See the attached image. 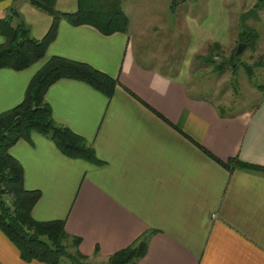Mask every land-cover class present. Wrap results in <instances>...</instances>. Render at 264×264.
Masks as SVG:
<instances>
[{"label": "crops", "instance_id": "1", "mask_svg": "<svg viewBox=\"0 0 264 264\" xmlns=\"http://www.w3.org/2000/svg\"><path fill=\"white\" fill-rule=\"evenodd\" d=\"M230 4L209 0L200 11L190 5L179 13L193 36L189 51L199 37H224ZM78 7V0L56 2L59 13ZM1 19L25 23L38 39L55 20L29 0H0ZM130 27L105 35L61 17L44 58L24 70L0 68V113L24 100L55 55L117 80L112 97L71 78L45 96L54 120L81 135L97 162L66 155L38 131L11 147L25 188L41 192L33 217L63 221L77 251L97 261L144 240L131 264H264V96L253 109L223 111L212 97L191 92L186 68L170 73L151 63ZM0 264L47 263L23 259L0 228Z\"/></svg>", "mask_w": 264, "mask_h": 264}, {"label": "trees", "instance_id": "2", "mask_svg": "<svg viewBox=\"0 0 264 264\" xmlns=\"http://www.w3.org/2000/svg\"><path fill=\"white\" fill-rule=\"evenodd\" d=\"M29 1L54 16L51 30L38 39L31 35L25 23L15 26L11 19H1L0 36L5 37V42L0 45V68L24 70L44 58L61 17L75 25H91L105 35L128 31L129 18L121 7V0H78L77 11L71 13H59L57 0ZM62 78L83 81L108 97L113 96L117 86L115 78L90 64L55 55L35 73L24 100L0 113V228L20 249L23 259L47 264H66L64 258L68 254L62 240L70 236L63 221H38L33 217L32 211L41 192L25 188L23 166L10 149L38 131L51 138L66 155L98 161L95 150L81 135L59 125L53 118L45 96L49 87ZM74 241L77 246V240ZM145 246V241L141 240L99 264H131L143 255Z\"/></svg>", "mask_w": 264, "mask_h": 264}, {"label": "rangeland", "instance_id": "3", "mask_svg": "<svg viewBox=\"0 0 264 264\" xmlns=\"http://www.w3.org/2000/svg\"><path fill=\"white\" fill-rule=\"evenodd\" d=\"M123 1L121 7L127 16L131 14L129 26L132 23L130 30L138 48L144 52L149 49L147 59L159 63L165 71L173 73L186 68L191 92L212 97L223 111L233 113L253 109L264 96V0H229L230 27L224 37H199L198 49L192 51L189 50L193 36L185 29L184 18L179 23V13L189 11L190 5L200 11L209 0L187 7L181 5V0ZM254 7L260 11L261 19H248L243 26L242 13ZM241 42L247 46L237 54ZM151 51L157 53L156 57ZM62 244L68 254L64 258L66 264H99L109 260L81 257L70 237H65Z\"/></svg>", "mask_w": 264, "mask_h": 264}, {"label": "water", "instance_id": "4", "mask_svg": "<svg viewBox=\"0 0 264 264\" xmlns=\"http://www.w3.org/2000/svg\"><path fill=\"white\" fill-rule=\"evenodd\" d=\"M16 14H17V12H16ZM240 19H241L242 25L246 26L248 19H254L256 21H259L261 19V17L259 14V10L254 7V8H250L249 10L243 12ZM246 46H247L246 43L241 42L239 45V48L237 50V54H240L241 52H243Z\"/></svg>", "mask_w": 264, "mask_h": 264}]
</instances>
